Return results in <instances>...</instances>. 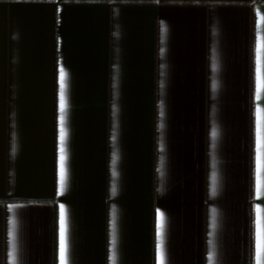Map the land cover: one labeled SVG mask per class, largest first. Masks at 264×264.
Masks as SVG:
<instances>
[{
    "label": "crops",
    "instance_id": "crops-1",
    "mask_svg": "<svg viewBox=\"0 0 264 264\" xmlns=\"http://www.w3.org/2000/svg\"><path fill=\"white\" fill-rule=\"evenodd\" d=\"M262 38L264 0H0V264H61L62 209L67 264H160V213L164 264L264 260Z\"/></svg>",
    "mask_w": 264,
    "mask_h": 264
},
{
    "label": "snow or ice",
    "instance_id": "snow-or-ice-1",
    "mask_svg": "<svg viewBox=\"0 0 264 264\" xmlns=\"http://www.w3.org/2000/svg\"><path fill=\"white\" fill-rule=\"evenodd\" d=\"M261 49L264 50V38H262V42L260 45ZM66 74L61 70V102H60V111L63 114L65 111V95L64 89ZM259 87L261 90H264V67L260 69V77H259ZM64 117L61 115V157H60V188L61 191L64 190L65 179H66V170H65V156H64V148L63 143L65 139V133L63 129ZM258 180L261 185L264 186V128H261L258 132ZM261 212L264 213V209H261ZM164 227H165V218L164 214L160 213L159 215V225H158V237L160 239L161 245V259L160 264H164L163 261V237H164ZM255 242L258 252L264 254V215H261L257 218L256 223V232H255ZM66 251H67V222L65 212L61 211L60 217V258L61 264H67L66 260ZM258 264H264V260L258 261Z\"/></svg>",
    "mask_w": 264,
    "mask_h": 264
},
{
    "label": "trees",
    "instance_id": "trees-1",
    "mask_svg": "<svg viewBox=\"0 0 264 264\" xmlns=\"http://www.w3.org/2000/svg\"><path fill=\"white\" fill-rule=\"evenodd\" d=\"M130 3H144V4H146V3H153V2H130ZM166 4H179V3H177V2H166Z\"/></svg>",
    "mask_w": 264,
    "mask_h": 264
}]
</instances>
